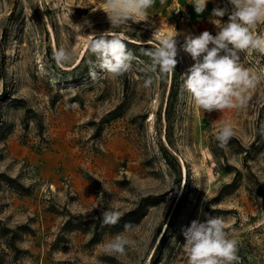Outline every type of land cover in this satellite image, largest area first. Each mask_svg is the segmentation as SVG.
Masks as SVG:
<instances>
[{
	"label": "rangeland",
	"instance_id": "obj_1",
	"mask_svg": "<svg viewBox=\"0 0 264 264\" xmlns=\"http://www.w3.org/2000/svg\"><path fill=\"white\" fill-rule=\"evenodd\" d=\"M217 6L225 0H210L192 34H215ZM175 10L168 33L152 16L111 26L105 0H0V264H183L182 230L206 213L226 221L239 264H264V54L240 53L262 77L243 105L197 108ZM145 24L177 36L174 73L153 70L145 52L159 38ZM108 30L134 56L119 76L89 51ZM253 30L264 35V22ZM61 47L70 61L55 60ZM226 123L234 135L221 147ZM113 209L118 222L102 223ZM118 233L137 243L110 254L104 243Z\"/></svg>",
	"mask_w": 264,
	"mask_h": 264
},
{
	"label": "clouds",
	"instance_id": "obj_2",
	"mask_svg": "<svg viewBox=\"0 0 264 264\" xmlns=\"http://www.w3.org/2000/svg\"><path fill=\"white\" fill-rule=\"evenodd\" d=\"M105 2L112 12L108 16L111 26H116L117 21H136L146 17L148 9L154 4V0ZM209 2L195 0V12L203 14ZM225 16L228 17L227 21H222L221 18ZM210 22L219 26L215 34L207 30L199 35L187 34L181 45L183 52L194 61L183 77V88L194 105L206 112L243 105L246 102L245 93L262 78L252 68L244 66L240 53L256 50L264 54V35L253 30L258 23L264 22V0H225V6L212 9ZM157 35L155 33L153 37ZM92 36L89 51L102 71L119 76L130 69L134 56L125 43L127 37L110 30ZM176 37L164 36L156 47L146 50L145 54L151 58L154 71L158 68L161 74L174 73L178 55ZM53 56L57 63L68 62L71 52L61 47L54 50ZM151 84L152 79L148 78L144 87ZM233 135L232 126L226 123L216 133L215 139L224 147ZM119 218V210H105L102 213L104 224H116ZM131 227L125 225V232ZM226 228L223 217L207 213L203 218L192 220L182 230L183 264H239L238 241L230 238ZM136 243L124 233H118L104 243V248L110 254L122 255L128 246Z\"/></svg>",
	"mask_w": 264,
	"mask_h": 264
},
{
	"label": "crops",
	"instance_id": "obj_3",
	"mask_svg": "<svg viewBox=\"0 0 264 264\" xmlns=\"http://www.w3.org/2000/svg\"><path fill=\"white\" fill-rule=\"evenodd\" d=\"M195 0H154V4L148 9L146 16L163 18L167 21V32L169 33V11L176 9L175 13L180 15V19L184 23L183 31L192 34V27L196 24L204 22L208 18L207 8L203 14H197L194 10ZM180 8V9H178Z\"/></svg>",
	"mask_w": 264,
	"mask_h": 264
},
{
	"label": "bare ground",
	"instance_id": "obj_4",
	"mask_svg": "<svg viewBox=\"0 0 264 264\" xmlns=\"http://www.w3.org/2000/svg\"><path fill=\"white\" fill-rule=\"evenodd\" d=\"M144 29L148 30V31H151L153 33V35L155 33H158V35L156 36V38H162L164 36H168L166 34L163 33V31L159 28V27H154L153 25L151 24H145L144 25Z\"/></svg>",
	"mask_w": 264,
	"mask_h": 264
},
{
	"label": "trees",
	"instance_id": "obj_5",
	"mask_svg": "<svg viewBox=\"0 0 264 264\" xmlns=\"http://www.w3.org/2000/svg\"><path fill=\"white\" fill-rule=\"evenodd\" d=\"M83 60H84V59H83ZM83 60H82V61H83ZM59 81H60L61 83L64 82L63 79H60ZM72 83L77 84L78 81H77V80H73ZM132 215H134V212L129 213L126 217H130V216H132ZM138 220H139V219H136L135 221H131L130 223L124 224V225H122V226L120 227V229L125 228V225H132V224H134L135 222H137ZM123 222H124V219H123Z\"/></svg>",
	"mask_w": 264,
	"mask_h": 264
}]
</instances>
